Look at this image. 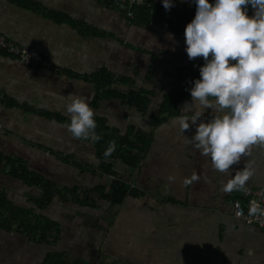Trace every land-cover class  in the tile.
<instances>
[{
	"label": "crops",
	"instance_id": "crops-1",
	"mask_svg": "<svg viewBox=\"0 0 264 264\" xmlns=\"http://www.w3.org/2000/svg\"><path fill=\"white\" fill-rule=\"evenodd\" d=\"M24 1L27 6L14 0H0V32L49 58L51 68H37L41 70L34 71L35 66L25 65L14 55L0 51V124L4 128L0 130V171L15 180L8 185L10 189L0 193H4L12 204L24 209L36 208L32 200L41 195L38 187L26 185L10 174V169L7 171L6 157L18 159L29 171L39 174L31 165L37 167L36 164H39L40 169L46 172L52 161L46 153L54 156L63 175H56V179L42 177L59 188L77 187L92 191L108 182L104 175L98 174V159V162L86 163L75 153L60 152L40 144L37 145L38 149L44 152L33 150L36 143L26 140L24 144L20 128H13L18 134L7 138L5 135L11 128L8 120L2 116L15 107L28 114V122L37 130L54 128L64 131L77 141L71 144H76L81 150L79 143L84 140L74 138L65 127L70 120L66 107L57 105L56 109L49 110L45 101L50 94H61L67 103L69 100L71 103L68 90H76L77 96L85 90V99L92 109L105 111L107 108L105 114L94 113L105 117L109 127L124 135L129 129L127 127L133 125L135 130H141L150 137L135 172L123 174L124 182L129 183L139 196H127L123 204L114 209L116 214L112 222L107 212L109 202L98 200L90 206H81L65 201L62 195H55L58 197L54 196L39 213L58 223L56 240L41 242L22 232L0 228V258L4 255L10 257L7 244L18 242L19 245L32 244L38 246L37 249L41 248L38 251L39 262L30 264H41L49 252H63L69 259L83 258L93 264H100L104 260L109 263L113 261L112 264H264V234L261 228L246 224L233 215V200L241 189L222 191L223 185L244 167H249L253 172L245 186L264 189V146H253L251 153L233 165L229 174L219 173L212 168L210 158L202 156L195 149L194 142L190 141L197 125L189 121V130L183 134L180 132L177 120L182 115H192L190 110L169 116L151 128L149 117L159 104L149 114L147 108L144 113L139 112L117 98H102L95 106V84L84 77L106 68L113 76L127 77L135 87L155 92L156 97L160 96V103L163 95L175 86L173 77L177 69L187 64L189 59L186 58L183 65L181 61L171 59L160 38L150 39L146 34L167 38L171 34L170 50L179 54L185 52V39L155 23L143 25L129 22L134 16L130 18L114 4H109L111 0ZM152 2L162 4V0ZM188 3H195V0H172L171 8L180 9ZM250 9L252 16L254 9L251 5ZM75 22L82 25L76 27ZM106 40L110 42L106 43ZM116 41L138 52L131 63L122 55ZM149 41L154 44V49L147 46ZM143 60L147 61V69L141 72L136 63ZM159 61L166 62L173 69L165 77H160L162 80L168 78V84L171 85L162 96L160 92L163 90L158 94V90L148 87ZM15 72L19 78L12 77ZM137 82L145 87L138 86ZM128 88L123 84L114 86L116 90ZM25 98H33V101L28 102ZM112 100L117 101V107L104 105L106 101ZM185 100V104L192 103L191 97ZM181 103L182 110L185 104L183 106ZM131 109L137 113H132ZM212 115L213 110L205 109L201 120L206 123ZM131 117L143 119L145 124L136 125ZM2 145L7 146V150L2 149ZM20 149L23 154L17 151ZM60 163L64 166H59ZM193 173L198 174L200 180L185 186L184 180ZM85 175L99 182L88 188L78 182ZM24 187L29 192L23 190ZM52 209L57 216L51 214ZM106 212L110 216V223L105 220ZM23 262L25 260L19 264ZM0 264L7 263L0 259Z\"/></svg>",
	"mask_w": 264,
	"mask_h": 264
},
{
	"label": "clouds",
	"instance_id": "clouds-1",
	"mask_svg": "<svg viewBox=\"0 0 264 264\" xmlns=\"http://www.w3.org/2000/svg\"><path fill=\"white\" fill-rule=\"evenodd\" d=\"M162 4L165 10L173 6L172 0H162ZM195 4V16L184 30L185 52L190 61L203 58L205 63L190 90L192 103L181 110H190L192 115H182L177 123L181 134L189 130V121L197 125L190 141L202 156L210 158L215 171L227 175L253 146H264V0H215L214 4L195 0ZM249 5L254 9L251 17ZM205 109L213 110L206 123L201 120ZM66 112L70 122L65 127L74 138L92 143L102 139L96 132L95 113L84 97L71 94ZM116 147L115 140L109 141L104 157H110ZM252 175L244 167L222 191L243 189ZM199 180L193 173L184 184ZM250 212L264 215L258 204Z\"/></svg>",
	"mask_w": 264,
	"mask_h": 264
},
{
	"label": "trees",
	"instance_id": "trees-1",
	"mask_svg": "<svg viewBox=\"0 0 264 264\" xmlns=\"http://www.w3.org/2000/svg\"><path fill=\"white\" fill-rule=\"evenodd\" d=\"M20 4L27 6L24 0H14ZM149 5L138 8L131 23L150 24L155 23L166 27L170 32L184 39L185 26L191 22L196 13V4L188 3L180 9L170 8L165 10L163 4H154L152 0H148ZM114 4L109 2V4ZM209 3H215V0H209ZM250 5L247 8V14L250 16ZM251 17V16H250ZM74 25L79 27L80 22H75ZM93 31H90L92 33ZM205 61L203 58L189 60V62L177 69L174 75L175 86L164 95L160 101L157 110L149 117L151 128H155L158 124L165 121L169 116L179 115L181 113L180 103L189 98L190 90L193 87V82L200 79L199 69ZM56 71H59L56 69ZM70 74V73H69ZM70 75H75L71 73ZM85 79L91 81L96 87V96L94 105L104 99H120L129 107H133L139 112H145L148 103L156 93L147 90L143 87H135L127 77L113 76L106 68L93 72L90 76H84ZM149 78V76H148ZM123 84L129 86L127 90H116L115 85ZM13 105H15L13 103ZM48 115V114H46ZM94 119L97 123L96 132L102 137L96 143H93L95 148L96 158L99 160L98 174L104 175L108 182L107 185L95 187L92 191L81 190L77 187L59 188L51 181L43 178L39 174H35L24 165H21L18 159L14 157H6V165L10 166V174L17 176L28 186H36L41 191V195L37 199H33V204L36 208L24 209L10 202L4 193H0V228L5 231H17L22 234H27L37 241L51 243L57 238L59 225L49 218L44 217L39 213L55 195H62L65 201L74 202L81 206H90L98 200H104L110 203L108 213L111 216L116 214L115 208L123 204L126 197L139 196L132 190L129 183L124 182L123 176H115L114 168H120L123 174L135 172L139 165L140 157L146 149L149 135L141 130H135V126L129 125L128 131L123 135L117 130L109 127L105 117L95 115ZM68 123L70 120L67 121ZM116 141V150L113 154L105 158L103 153L108 146V142ZM1 158V157H0ZM76 164V162H74ZM114 177L115 180L110 178ZM95 195V196H94ZM100 264H112L107 260ZM41 264H93L92 262L80 259H69L63 252H49ZM130 264V263H128Z\"/></svg>",
	"mask_w": 264,
	"mask_h": 264
},
{
	"label": "rangeland",
	"instance_id": "rangeland-1",
	"mask_svg": "<svg viewBox=\"0 0 264 264\" xmlns=\"http://www.w3.org/2000/svg\"><path fill=\"white\" fill-rule=\"evenodd\" d=\"M194 2V1H193ZM147 36L150 37V39L152 37L155 38H160L162 44H164L167 47V55L171 56V59L175 60V61H181V64L184 63V61L186 60L187 57V53L186 52H182L179 54L175 53V51L170 50L171 48V40L169 38H167L166 36L161 37V35H157L153 36L151 34H146ZM103 42V40H101ZM106 43H109V40L105 41ZM117 42V41H116ZM117 45L119 46V49L122 52V55L126 58V60H128L130 63L134 60L136 53L134 49H132L130 46H125L122 45L120 42H117ZM147 46L149 48L154 49V44L151 43V41H149V44H147ZM140 54V53H139ZM143 61H137L136 64H138V68L140 69L141 72H144L146 68V62ZM186 64V63H185ZM183 65V64H182ZM170 68V65L167 64L166 62H158V65L155 66V76L152 78L153 80L149 81V85L148 87H150L149 89H153L155 91L158 90V94L160 90H163L164 92H160L161 96L163 95V93H166L167 91H169L171 85L168 84V82H170V80L168 78H166L165 80H162L160 77H165L166 75H168L169 73H171L173 71V69ZM35 70H41V69H34ZM17 72H15L12 77L13 78H19V75H16ZM1 76V75H0ZM34 81V80H33ZM38 83V82H36ZM83 85H85V83H81ZM138 86H144V84H140L137 82ZM86 86V85H85ZM91 86V85H90ZM163 86H165L164 89ZM64 87V86H63ZM63 87H57L58 89H64ZM87 87V86H86ZM145 87V86H144ZM70 95L71 94H75L77 95L76 90H68ZM94 90L93 88L91 89V93H93ZM85 98V90L84 91H80V95ZM164 96V95H163ZM22 97V95H21ZM159 98L158 97H153V99L148 103L147 105V114L151 113V111L153 112V110L156 108V106L159 104ZM27 99L28 102L33 101V98H25ZM187 100V99H186ZM185 101H183L181 103V105L184 106ZM70 100L67 101L65 99H63V97L61 96V94H57V95H48L45 101V105L46 107H48L47 109L49 110H54L56 109L57 105L58 106H64L66 107L67 104H69ZM107 104H112L114 106H118V103L116 100H112V101H106L104 103V105L106 106ZM104 107V106H103ZM184 108V107H183ZM129 109V108H128ZM93 111H97L98 113H103L105 114L107 112V108H105L104 110H94ZM63 113H66L65 111H61ZM132 113H137L135 109H131ZM28 114L25 113L24 111H22L20 108L15 107L13 110H10L9 112L5 113L4 116H2L3 119H7L9 124H10V128L11 131L5 135L7 138H12V134L17 133L15 131H13V128H20L22 131L21 136L25 139L22 140V142L25 144L26 140L32 141L34 144L33 146V150H39L41 152H44L43 149H38L37 145H42L43 147H51L54 150L60 151V152H65V153H75L76 156L85 161L86 163H95L98 162L97 158L95 157V150L94 147L92 145V143L90 141H82L79 144H81V150L78 149V147H76V144H71V142H76L71 139L70 136L66 135V133H64V131H61L59 129H54V128H44L41 130H37L30 122H28ZM131 121L133 123H135L136 125H144L145 121L143 119H139V118H134L131 117ZM39 128V127H37ZM18 134V133H17ZM20 135V134H19ZM66 140H68L66 142ZM2 149L7 150V146L2 145L1 146ZM19 152H22V149L17 150ZM46 155L48 156V158H50L51 161V166L48 167L47 171L44 172L42 171V169H40V165L36 164L37 167H34L33 165L32 168H34V171H36L37 173H39L41 176L44 175L45 177L51 178V179H56V175H63L61 169L58 167V165H56V158L54 156L49 155L48 153H46ZM59 162H63L61 160H59ZM59 166L63 167V163H60ZM0 168L1 165H0ZM38 169V171H37ZM9 176V175H7ZM3 172L0 171V192L5 190V189H10L11 187H8V185L11 184L15 181L12 176L7 177ZM96 176H98L96 174ZM78 182H81L84 186H87L88 188H91L92 186H94L95 184H97L99 182V180L97 181L96 178L93 177H89L87 175L83 176L82 178L78 179ZM23 190H27V192H29L28 189H26L25 187L23 188ZM24 196V194H23ZM22 196V197H23ZM58 197V196H55ZM72 211L69 210V213H71ZM51 214L54 216H57L54 212V210H51ZM72 214V213H71ZM105 220H107L109 222V218L110 216L107 214V212L105 213ZM110 223V222H109ZM78 239V238H76ZM10 245V246H9ZM7 247H9V256L4 255L2 258L4 263L10 264L13 262V264H19L21 261L25 260V262H23L24 264H30L31 262L33 263V261L39 262L40 259H38L39 255H38V251L41 250L37 249L38 246L35 245H19L18 242L17 243H13V244H7ZM42 250L44 251V249L42 248ZM35 251V252H33ZM4 259H7L4 261ZM38 259V260H37ZM10 261V263H9Z\"/></svg>",
	"mask_w": 264,
	"mask_h": 264
},
{
	"label": "built area",
	"instance_id": "built-area-1",
	"mask_svg": "<svg viewBox=\"0 0 264 264\" xmlns=\"http://www.w3.org/2000/svg\"><path fill=\"white\" fill-rule=\"evenodd\" d=\"M114 5L125 12L128 17H133L138 8L149 5L148 0H111ZM0 51L8 55H14L25 65L35 66V68H51L50 59L42 55L31 47L21 45L9 38L7 35L0 32ZM3 125L0 124L2 131ZM10 166L7 165V171ZM114 175L123 176L120 168L113 169ZM115 180L114 177L110 178ZM132 185V184H131ZM258 204L261 209H264V189L245 186L239 191L238 196L233 200V215L235 218L243 221L246 224H254L261 228L264 234V215L252 214L251 207Z\"/></svg>",
	"mask_w": 264,
	"mask_h": 264
}]
</instances>
